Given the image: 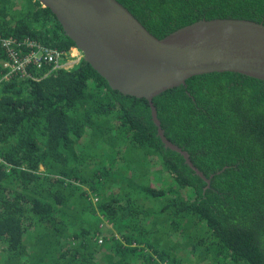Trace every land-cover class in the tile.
Here are the masks:
<instances>
[{
    "label": "trees",
    "instance_id": "obj_1",
    "mask_svg": "<svg viewBox=\"0 0 264 264\" xmlns=\"http://www.w3.org/2000/svg\"><path fill=\"white\" fill-rule=\"evenodd\" d=\"M154 36L201 19L264 24V0H117ZM75 46L37 0H0V39ZM9 51L0 42V80ZM0 81V264H264V81L195 75L146 99L83 58ZM179 241V242H178ZM183 242L184 245L179 243Z\"/></svg>",
    "mask_w": 264,
    "mask_h": 264
},
{
    "label": "water",
    "instance_id": "obj_2",
    "mask_svg": "<svg viewBox=\"0 0 264 264\" xmlns=\"http://www.w3.org/2000/svg\"><path fill=\"white\" fill-rule=\"evenodd\" d=\"M51 10L83 59L124 95L147 100L165 148L209 183L188 152L165 136L153 103L195 75L236 72L264 81V24L249 19H201L162 38L117 0H37Z\"/></svg>",
    "mask_w": 264,
    "mask_h": 264
},
{
    "label": "built area",
    "instance_id": "obj_3",
    "mask_svg": "<svg viewBox=\"0 0 264 264\" xmlns=\"http://www.w3.org/2000/svg\"><path fill=\"white\" fill-rule=\"evenodd\" d=\"M0 42L7 48L10 57L9 61L3 62V66L8 70L1 80L8 79L14 74L30 76L29 66L31 65L38 70L44 67V75H47L53 69L70 67L82 58L81 52L75 47H71L68 50H60L28 40L24 42L27 52L19 54L12 51V44H16L13 39H0Z\"/></svg>",
    "mask_w": 264,
    "mask_h": 264
},
{
    "label": "clouds",
    "instance_id": "obj_4",
    "mask_svg": "<svg viewBox=\"0 0 264 264\" xmlns=\"http://www.w3.org/2000/svg\"><path fill=\"white\" fill-rule=\"evenodd\" d=\"M71 47H75V48H77L76 46H71ZM70 47V48H71ZM69 48V49H70ZM78 49V48H77ZM79 50V49H78ZM79 52H81V50H79ZM81 54H82V58H83V53L81 52ZM81 58V59H82ZM81 59L78 61V62H76V63H74L72 66H70V67H62V68H64V69H70V68H72L73 66H75L76 64H78L80 61H81ZM40 70V69H39Z\"/></svg>",
    "mask_w": 264,
    "mask_h": 264
},
{
    "label": "rangeland",
    "instance_id": "obj_5",
    "mask_svg": "<svg viewBox=\"0 0 264 264\" xmlns=\"http://www.w3.org/2000/svg\"><path fill=\"white\" fill-rule=\"evenodd\" d=\"M178 242H179V241H178ZM179 244H180L181 246H182V245H184V243H183V242H180Z\"/></svg>",
    "mask_w": 264,
    "mask_h": 264
}]
</instances>
